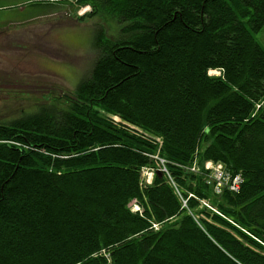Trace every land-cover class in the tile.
<instances>
[{
	"label": "trees",
	"instance_id": "obj_1",
	"mask_svg": "<svg viewBox=\"0 0 264 264\" xmlns=\"http://www.w3.org/2000/svg\"><path fill=\"white\" fill-rule=\"evenodd\" d=\"M71 4L118 32L94 31L69 98L0 122V264H264V0ZM152 155L186 208L167 177L141 185ZM194 159L239 193L213 195Z\"/></svg>",
	"mask_w": 264,
	"mask_h": 264
},
{
	"label": "rangeland",
	"instance_id": "obj_2",
	"mask_svg": "<svg viewBox=\"0 0 264 264\" xmlns=\"http://www.w3.org/2000/svg\"><path fill=\"white\" fill-rule=\"evenodd\" d=\"M72 1L0 0V122L13 120L38 104L69 98L97 56L90 48L94 31L102 28L106 36L117 35L114 18L103 10L89 18L91 10L73 8ZM48 6L52 8L48 15L25 20ZM253 37L264 51V26ZM210 72L209 76L219 75Z\"/></svg>",
	"mask_w": 264,
	"mask_h": 264
},
{
	"label": "built area",
	"instance_id": "obj_3",
	"mask_svg": "<svg viewBox=\"0 0 264 264\" xmlns=\"http://www.w3.org/2000/svg\"><path fill=\"white\" fill-rule=\"evenodd\" d=\"M258 108L259 106L256 105L255 109ZM155 143H158L160 145L159 140H155ZM151 159L155 162L156 168H141V185L144 187L150 185L156 172H161L167 177L175 195L181 200L182 208H186V200H183L178 188L170 179V176L165 167L166 162L163 159L158 158V156H153L151 157ZM206 165L210 166V169H207L205 167ZM202 166L203 169L201 172L200 164H198L197 160L194 159L188 170L191 173L201 175L205 185L211 189L213 195L220 196L223 192H228L231 194L239 193L241 186L243 185V178L239 173H232L231 171L227 170V168L221 163L203 162ZM189 197L191 196L189 195ZM201 204L207 207V204L205 202L202 201ZM129 208L132 213L141 214V209L135 201L131 202ZM151 229L154 232H157L159 230V225L153 224Z\"/></svg>",
	"mask_w": 264,
	"mask_h": 264
},
{
	"label": "water",
	"instance_id": "obj_4",
	"mask_svg": "<svg viewBox=\"0 0 264 264\" xmlns=\"http://www.w3.org/2000/svg\"><path fill=\"white\" fill-rule=\"evenodd\" d=\"M156 175H157V176H159V177L161 176V174H160V173H156Z\"/></svg>",
	"mask_w": 264,
	"mask_h": 264
},
{
	"label": "bare ground",
	"instance_id": "obj_5",
	"mask_svg": "<svg viewBox=\"0 0 264 264\" xmlns=\"http://www.w3.org/2000/svg\"><path fill=\"white\" fill-rule=\"evenodd\" d=\"M210 168V166H207V169H209ZM158 173H160V172H158ZM165 176V175H164ZM208 207V206H207ZM107 257V256H106Z\"/></svg>",
	"mask_w": 264,
	"mask_h": 264
}]
</instances>
